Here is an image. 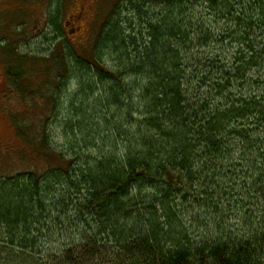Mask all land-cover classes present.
Here are the masks:
<instances>
[{"label": "trees", "instance_id": "1", "mask_svg": "<svg viewBox=\"0 0 264 264\" xmlns=\"http://www.w3.org/2000/svg\"><path fill=\"white\" fill-rule=\"evenodd\" d=\"M134 5L140 35L114 21L99 54L46 66L59 86L79 71L78 97L114 114L70 125L76 166L61 156L42 176L0 179V245L41 259L72 234L62 264H264V216L210 214L220 204L264 214V0ZM9 63L7 78L26 92V66ZM83 145L92 158L77 155ZM193 203L213 234L190 235Z\"/></svg>", "mask_w": 264, "mask_h": 264}, {"label": "rangeland", "instance_id": "2", "mask_svg": "<svg viewBox=\"0 0 264 264\" xmlns=\"http://www.w3.org/2000/svg\"><path fill=\"white\" fill-rule=\"evenodd\" d=\"M138 1L0 0V179L8 181V178L28 172L42 176L61 165V156L74 159V165H77L70 144L73 139L68 138L72 132L70 125H76L79 118L95 115L89 113L92 110H96L94 117L98 118H111L114 113L106 109L104 102L100 107L88 96L79 94L78 97L75 92L80 80L79 71H75L76 74L71 72L63 86H59L54 80L55 73L50 76L46 74V66L64 55L81 54L84 57L93 51L99 54V38L114 21H118L125 32L140 35V31H144L143 23L132 9ZM219 25L223 30L234 28L222 20ZM216 51L218 49L214 53ZM235 52L230 51L232 55ZM107 56H104L106 61L109 60ZM14 59L26 66L29 78L26 92H21L6 76L5 69ZM30 92L33 94L28 95ZM97 94L103 95L99 91ZM85 129L88 134L92 132L90 126ZM75 136V140L78 139L77 133ZM78 152L75 151L73 155L77 153L85 160L93 156L84 150V145L83 151ZM239 188L241 182L237 183V190ZM188 208L191 212L185 213L184 219L190 235L196 238L213 234L214 225L210 222V216H204L206 210L194 203ZM223 210L220 204L210 214H258L259 222L264 216L259 213L261 211ZM239 226H242L240 222H229L234 232ZM64 237L46 247L48 251L41 259L30 257L17 247L0 245V264H32L34 260L41 264H62L66 252L63 246H70L74 235Z\"/></svg>", "mask_w": 264, "mask_h": 264}, {"label": "flooded vegetation", "instance_id": "3", "mask_svg": "<svg viewBox=\"0 0 264 264\" xmlns=\"http://www.w3.org/2000/svg\"><path fill=\"white\" fill-rule=\"evenodd\" d=\"M76 32H77V30H76Z\"/></svg>", "mask_w": 264, "mask_h": 264}]
</instances>
